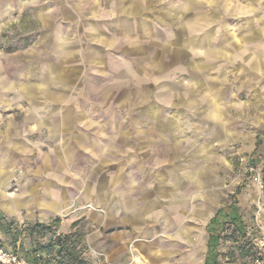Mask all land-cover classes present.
Wrapping results in <instances>:
<instances>
[{
  "label": "crops",
  "instance_id": "1",
  "mask_svg": "<svg viewBox=\"0 0 264 264\" xmlns=\"http://www.w3.org/2000/svg\"><path fill=\"white\" fill-rule=\"evenodd\" d=\"M19 9L31 14L23 20L30 29L18 31L19 52L0 51V192L10 213L26 209L34 221L60 217L97 201L109 187L97 174L107 144L104 123L96 118L100 110L73 104L67 89L82 64L96 65L101 78L158 66L151 76L160 80L152 94L159 103L144 106L142 120L129 121L132 131L115 133L108 147L129 146L131 190L141 172L144 192L160 194L146 208L152 221L160 219L162 194H184L190 186L187 193H198L214 182L229 145L248 142L256 151L263 144V132L249 138L240 113L249 110L243 98L252 97L250 108L259 114L252 121L264 127V0H20ZM78 94L87 96V89ZM185 154L188 164H178ZM89 169L96 172L93 180ZM113 170L110 187L116 190L122 168ZM12 182L14 193L7 192ZM181 197L175 196V208L184 204ZM147 210L129 215L141 235ZM218 215L205 222L206 258Z\"/></svg>",
  "mask_w": 264,
  "mask_h": 264
},
{
  "label": "rangeland",
  "instance_id": "2",
  "mask_svg": "<svg viewBox=\"0 0 264 264\" xmlns=\"http://www.w3.org/2000/svg\"><path fill=\"white\" fill-rule=\"evenodd\" d=\"M19 7L20 0H0V51L9 55L16 54L21 48V45L17 46L21 42L18 31L23 26L30 29L26 26L31 25L28 21H23L31 19V14L25 10L21 11ZM25 41L26 39H22L23 44ZM155 59L154 57L152 60ZM46 64L42 63L41 67L50 65ZM5 67L13 72L16 65L7 62ZM94 67L96 65L82 64L77 71V80L71 81L67 89H71L73 104L84 105L87 102L91 107L100 110L96 118L104 123V141H107V144L104 145L103 172L98 170L97 174H100L99 181H109V187L104 186V193L99 194L97 201L86 200L88 203L84 202L82 209H68L60 217H50L42 221L38 218L32 220L26 209L19 216L10 213L11 209L4 207L9 204L7 197L0 192V217L3 218V223L13 224L15 228L23 231L30 225H49L58 219V226L53 228L56 235L66 236L77 232L83 236L85 254L91 264H205L209 233L205 222L219 212L213 233L214 236H219L216 246L218 262L252 264L251 261L257 254L259 259L255 264H264V142L256 151L248 142L231 144L229 149L226 147L222 155L224 161L216 164L214 182L202 187L198 193H187L190 186L184 194H162L160 219L154 218L152 221L151 209L146 208L150 204L149 201L157 199L160 194L144 192L141 172L135 175L133 181L136 186L133 185L131 190L128 182L133 168L132 158L127 157L129 146L112 144L111 150L108 147L115 133L132 131L127 125L129 121L142 120L144 106L152 107L154 102L159 103V96L152 94H157L155 88L160 80L159 77L151 76L155 74L158 66H136L134 75L108 71V75H103V78ZM110 73L115 77H111ZM80 89H87L88 95L80 96ZM243 99L248 101L249 106L245 114L240 113V116L244 119L246 117L247 120V135L251 138L258 133H264V127L259 125L255 128L253 123L259 114L250 106H255L256 102L249 96ZM239 130L244 132L243 129ZM135 131L138 133L142 130ZM178 164H188L186 154ZM114 167L122 168L116 190L110 187ZM187 172L189 171L185 169L184 173ZM88 173V180H93L96 172L89 169ZM7 192H15V182L7 187ZM180 195L184 198V204L175 208V196ZM120 205L124 209L117 208ZM135 208L139 212L148 211L147 231L142 235L134 231L135 223L129 216ZM72 220H78V225L74 228L73 224L68 228L63 227V222ZM156 224L159 225L155 228ZM4 236L0 233V264H10L9 255L13 253L7 248L8 242ZM22 236L28 235L22 232ZM26 246H29L28 242Z\"/></svg>",
  "mask_w": 264,
  "mask_h": 264
},
{
  "label": "trees",
  "instance_id": "3",
  "mask_svg": "<svg viewBox=\"0 0 264 264\" xmlns=\"http://www.w3.org/2000/svg\"><path fill=\"white\" fill-rule=\"evenodd\" d=\"M58 224L57 219L49 225H30L20 231L13 224H4L3 218L0 217V233L7 238V248L26 264H91L85 254L83 236L77 232L66 236L56 235L53 228H56ZM76 225L78 223H75L73 228ZM22 232L28 236H22ZM50 234L56 236H48ZM218 239L219 236H209V253L205 264H220L216 251ZM26 242L29 246H26ZM256 255L251 261L252 264L259 259Z\"/></svg>",
  "mask_w": 264,
  "mask_h": 264
},
{
  "label": "built area",
  "instance_id": "4",
  "mask_svg": "<svg viewBox=\"0 0 264 264\" xmlns=\"http://www.w3.org/2000/svg\"><path fill=\"white\" fill-rule=\"evenodd\" d=\"M10 256V264H26L23 260H20L18 257L15 255H9Z\"/></svg>",
  "mask_w": 264,
  "mask_h": 264
}]
</instances>
